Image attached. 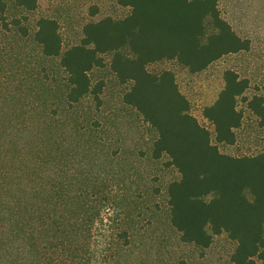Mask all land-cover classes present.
Masks as SVG:
<instances>
[{"label": "rangeland", "instance_id": "obj_1", "mask_svg": "<svg viewBox=\"0 0 264 264\" xmlns=\"http://www.w3.org/2000/svg\"><path fill=\"white\" fill-rule=\"evenodd\" d=\"M218 7L250 39L248 50L196 73L173 59L147 65L153 73L174 72L213 142L202 109L223 87L226 69L249 79L246 97L264 95V0H218ZM128 12L117 0H38L33 10L7 0L5 20L19 19L26 33L0 26V264H232L235 243L225 233L202 248L182 241L172 226L167 186L179 173L167 156L152 157L156 132L124 103L129 83L111 70L110 54L89 73L92 83L103 81L100 104L86 95L69 105L59 56L44 55L34 38L38 18H54L65 49L80 42L86 22ZM237 108L235 141L217 143L219 150L264 153V126L243 98ZM67 234L69 247L62 240ZM103 238L109 250L101 247Z\"/></svg>", "mask_w": 264, "mask_h": 264}, {"label": "trees", "instance_id": "obj_2", "mask_svg": "<svg viewBox=\"0 0 264 264\" xmlns=\"http://www.w3.org/2000/svg\"><path fill=\"white\" fill-rule=\"evenodd\" d=\"M14 2L26 10L38 4V0ZM117 2L129 7L127 15L86 22L80 42L65 49L56 19L36 21L34 38L42 53L59 56L66 73L68 104L86 95L100 104L103 81L92 83L89 73L104 66V56L110 54L111 70L119 82L129 83L124 103L136 109L156 132L152 157L167 156L168 164L179 173L168 184L167 194L170 222L181 240L207 248L215 235L225 233L235 243L232 264H264V153L232 156L217 146L235 141L234 129L242 118L239 98L264 126V95L246 97L249 79L226 69L223 87L202 109L214 127L213 142L210 131L190 112V101L174 72L147 69L149 63L173 59L191 73L200 72L223 55L248 50L250 39L240 36L222 17L218 0ZM6 8L7 0H0V26L8 29L14 24L25 34L19 19L5 20ZM92 8L93 14L97 8ZM104 239L101 247L109 250ZM62 240L68 247L73 243L68 234ZM65 252L71 254L68 248ZM100 258L105 259L101 252Z\"/></svg>", "mask_w": 264, "mask_h": 264}]
</instances>
